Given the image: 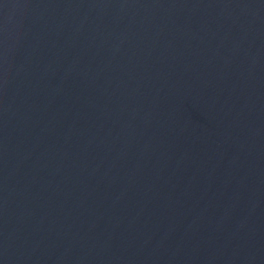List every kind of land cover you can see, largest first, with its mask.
<instances>
[{"label":"water","instance_id":"obj_1","mask_svg":"<svg viewBox=\"0 0 264 264\" xmlns=\"http://www.w3.org/2000/svg\"><path fill=\"white\" fill-rule=\"evenodd\" d=\"M0 264H264V0H0Z\"/></svg>","mask_w":264,"mask_h":264}]
</instances>
